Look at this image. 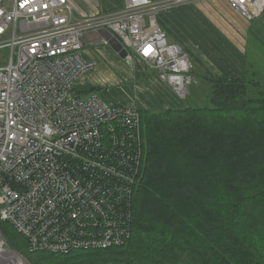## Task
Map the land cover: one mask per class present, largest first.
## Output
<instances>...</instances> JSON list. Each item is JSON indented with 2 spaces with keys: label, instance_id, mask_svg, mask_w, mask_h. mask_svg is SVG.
Segmentation results:
<instances>
[{
  "label": "built area",
  "instance_id": "obj_1",
  "mask_svg": "<svg viewBox=\"0 0 264 264\" xmlns=\"http://www.w3.org/2000/svg\"><path fill=\"white\" fill-rule=\"evenodd\" d=\"M188 1L124 0L115 10L76 16L69 0H0V50L8 55L0 65V220L29 252L59 253L69 246L63 235L83 219L106 221L113 212L126 223L132 216L142 167L139 107L95 92L82 97L92 91L81 89L80 80L95 63L83 53L84 35L109 30L127 50L130 67L151 68L184 99L193 62L155 19L160 9ZM226 1L247 22L264 12V0ZM112 147L137 181L94 160ZM0 248L11 253L9 263L18 259L1 230Z\"/></svg>",
  "mask_w": 264,
  "mask_h": 264
},
{
  "label": "trees",
  "instance_id": "obj_2",
  "mask_svg": "<svg viewBox=\"0 0 264 264\" xmlns=\"http://www.w3.org/2000/svg\"><path fill=\"white\" fill-rule=\"evenodd\" d=\"M199 80L207 93L181 108H139L142 173L122 244L31 253L0 220L8 244L30 264H264V85Z\"/></svg>",
  "mask_w": 264,
  "mask_h": 264
},
{
  "label": "crops",
  "instance_id": "obj_3",
  "mask_svg": "<svg viewBox=\"0 0 264 264\" xmlns=\"http://www.w3.org/2000/svg\"><path fill=\"white\" fill-rule=\"evenodd\" d=\"M69 1L76 16L112 11L124 4V0ZM155 20L167 40L169 36L168 41L179 44L190 57L194 66L193 81L204 74L242 78L251 65L264 66V59L260 57L264 54V12L256 20L247 22L226 0H189L160 9ZM106 47L102 40L90 42L83 37L84 55L93 57L97 64L83 74L79 83L81 89L114 84L123 90L117 101L132 103L140 100L134 103L139 108L163 110L185 106L170 86L159 80L154 70L145 66L134 71L137 67H130L115 54H109ZM248 51L256 61H250ZM102 55H108L114 61L115 72L108 68L107 74L104 68L98 69L102 64L105 66Z\"/></svg>",
  "mask_w": 264,
  "mask_h": 264
},
{
  "label": "bare ground",
  "instance_id": "obj_4",
  "mask_svg": "<svg viewBox=\"0 0 264 264\" xmlns=\"http://www.w3.org/2000/svg\"><path fill=\"white\" fill-rule=\"evenodd\" d=\"M98 31V30H97ZM89 32V31H88ZM141 130V122H140ZM142 134V131H141ZM115 148H107L104 152L95 156L94 160H101L102 162L110 165L114 168V171L125 174L132 182L137 181V173L135 169L127 170L125 165L117 162L114 157ZM142 173V172H141ZM70 175V170L67 169V176ZM141 179V177H140ZM72 181V178L69 181ZM114 188V186L112 187ZM116 203H113L115 207ZM103 222H109L110 228L104 229L101 227ZM131 219L122 223L113 212H110L106 218V221L99 219L94 221L91 218L83 219L79 222V228L74 232H67L63 235L64 242H68L69 246L58 251L59 253H68L71 251L89 250V249H105L111 246H117L123 243L130 236ZM105 244H110L105 246ZM45 252L55 253L53 250H46ZM11 253L9 251H3L0 248V264H20L16 259H11V263L6 258H10ZM6 259V261H5ZM2 262V263H1Z\"/></svg>",
  "mask_w": 264,
  "mask_h": 264
},
{
  "label": "rangeland",
  "instance_id": "obj_5",
  "mask_svg": "<svg viewBox=\"0 0 264 264\" xmlns=\"http://www.w3.org/2000/svg\"><path fill=\"white\" fill-rule=\"evenodd\" d=\"M256 19H254V20H256ZM169 39L170 38L168 36V40ZM249 47L250 46H248V50H249ZM106 48L110 51L109 54H112L113 53L116 56H118L108 45H107ZM248 55H249V58H250V61L251 62H252L253 59L256 61V59L253 56H251V54L249 53V51H248ZM102 56H103L102 59L104 60L105 66L103 67V64H102V65L98 66V69H100V68L103 69L104 68V70H105L104 73H107V74H109V71L107 70L108 68L115 72L116 71V69H115L116 67H115V64H113L114 61L108 55L107 56L102 55ZM261 56L264 59V54L260 55V57ZM91 58H93V57H91ZM7 60H8L7 52L4 51V50H0V65H5L7 63ZM121 60L123 62H126L128 64V66H130L129 63L126 61V59H121ZM96 64H97V61H95L93 67H95ZM133 67L134 68L137 67L134 71L139 70L142 67L145 68L144 65H142V64H140L138 62L137 63L135 62L134 65H133ZM99 71L100 70H98V73L101 74V71L100 72ZM244 75H245V79H253V80L259 81L261 84L264 85V66H262L260 64H253V65H251V67L248 68L247 72H245ZM134 79H136V78H134ZM134 82H137V81H134ZM201 82H202L201 80L194 79V81L189 85L190 93L188 94V96L186 97V99H181L180 98L179 99L180 102L181 103H184V104H187V102L193 100V98H196V97L197 98H200V97H202V94L207 93V91H204L203 85L201 84ZM134 85L135 86H138L137 84H134ZM87 89H90V88H87ZM191 90H192V93H191ZM193 90H194V92H193ZM90 91H92V92H83L81 94L82 97L83 98H87L90 94H92L93 92H95L102 99L107 100L109 102H112V101L113 102H116L117 101V96L118 95H121V92H123L122 87H116L114 84H108V85L107 84H104V85H100V86H97V87H93ZM191 96H192V98H191ZM139 102H140V100H138V101L134 100L132 103H139ZM141 108H144V107H141ZM144 109H147L149 111H158L159 110V109H148V107H146ZM8 230H13L12 229V226L10 224H9ZM17 243L19 245H21L24 249H26V246H25V244H24L23 241L21 242L20 239H18ZM24 252H26V251H24ZM21 255L24 257L23 254H21ZM24 259H25V263L26 264H30L25 257H24Z\"/></svg>",
  "mask_w": 264,
  "mask_h": 264
},
{
  "label": "water",
  "instance_id": "obj_6",
  "mask_svg": "<svg viewBox=\"0 0 264 264\" xmlns=\"http://www.w3.org/2000/svg\"><path fill=\"white\" fill-rule=\"evenodd\" d=\"M84 40L90 42L93 40H97V42L103 40L121 59H126L127 57V50L109 30L100 29L98 31H89L84 35ZM12 187L17 188L13 183ZM13 254L18 258L17 262L26 264L24 257L20 253L13 252Z\"/></svg>",
  "mask_w": 264,
  "mask_h": 264
}]
</instances>
